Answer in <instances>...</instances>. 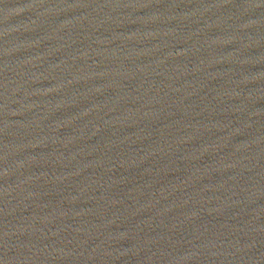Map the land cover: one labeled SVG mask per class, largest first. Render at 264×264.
<instances>
[{
	"label": "water",
	"instance_id": "1",
	"mask_svg": "<svg viewBox=\"0 0 264 264\" xmlns=\"http://www.w3.org/2000/svg\"><path fill=\"white\" fill-rule=\"evenodd\" d=\"M0 264H264V0H0Z\"/></svg>",
	"mask_w": 264,
	"mask_h": 264
}]
</instances>
